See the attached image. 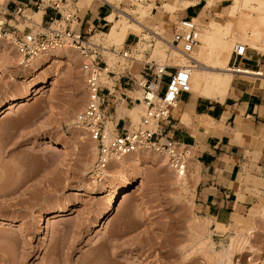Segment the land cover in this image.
<instances>
[{"label": "rangeland", "instance_id": "rangeland-1", "mask_svg": "<svg viewBox=\"0 0 264 264\" xmlns=\"http://www.w3.org/2000/svg\"><path fill=\"white\" fill-rule=\"evenodd\" d=\"M44 1L46 4L47 0ZM109 1L117 7L115 15L120 10L137 15L131 10L137 9L139 4L149 6L145 1ZM84 3L85 0H81V4ZM12 4L14 6V3ZM76 5L80 6L78 2ZM228 5L221 15L224 20L228 22L230 20L231 27H235L236 16H231L227 11ZM25 8L29 20L17 19L14 24L19 29H38L29 23L34 19L37 5L27 3ZM207 9L204 7V10ZM203 14L206 18V11H203ZM172 15L166 13L163 19L173 20ZM216 17L215 13L214 17L209 16L208 20H215ZM148 21V18L143 20L151 29L152 24L150 25ZM150 21L159 24L154 18ZM108 27L109 25L100 31H106ZM100 31L92 32L90 41L101 47L99 52L110 65L109 70L112 71L110 77H107L105 72H102L100 77L103 85L110 87L115 85L114 79L119 74L130 71L132 58L122 57L121 53L125 51L123 45L117 47L107 45L103 35H94ZM154 31H162L160 36L164 41L171 38L168 23L162 26L159 24L158 29ZM236 31L237 29L233 32ZM144 32H147V38L143 40L145 43H135L130 52L132 56H136L135 54L141 50L139 45H142L143 62L153 61L169 65L171 68L172 65L181 66L177 64L178 61H173L172 47L165 46L166 58L163 61L151 56L152 47L159 35ZM233 32L231 31L232 34ZM248 34H253L251 28ZM232 42L231 51L234 47V41ZM248 44L246 42L245 45L254 50ZM3 45L13 50H10V54L13 55L8 58L9 66L18 69L20 75L29 74L32 69L23 71L26 62L21 59L14 47L6 43ZM3 45L0 44V47L3 48ZM195 47L191 51L192 54L198 49L197 45ZM42 56L44 58L45 54ZM48 57H51V61L33 80L31 95L24 103L11 109L7 108L8 101L12 99V94L18 93L19 86L16 87L5 73H0V103L6 104L0 111V215L23 223L28 228L27 231L19 232L16 226L0 224V264H264V221L258 219L259 209L264 205L263 178H252L248 182L250 188L246 190H251L255 196L251 208L239 214L235 213L237 217L232 216L229 223L217 225L210 216L202 215L195 205L194 193L198 178L191 152L186 165V180L190 181L188 185L191 184V189L188 190L191 196L188 191L184 195L176 186L170 184L172 174L160 163V156L152 150L134 154L132 158L137 157L140 160L138 165L134 164L131 158L126 161V166H120L118 169L116 165H110V160L106 168L116 174V178L104 175L101 178L95 177L92 172L96 156L92 151V147L96 145L95 141L84 127L83 129L75 127L81 124L78 119L86 102L85 59L72 48L56 49L50 52ZM231 62L230 55V65ZM263 67L264 60L259 69ZM140 68L134 75L138 76ZM195 72L197 71L192 67L191 78ZM43 77L48 81L41 92L35 94L38 87L34 88ZM116 84L118 85L117 82ZM165 84L166 79L161 90L165 88ZM121 91L115 88L113 92L118 99L113 103L107 101L103 103V106H106L105 120L110 128L122 125V122L113 124L111 121L114 119L115 108L118 118H127L124 124H127L128 120L135 124L143 113L142 104L141 110H136L133 114L127 112L129 116H121L118 113L120 106L124 105L128 109L140 106L136 104L139 103L138 100L127 104L126 96ZM125 92L133 97L142 96L139 89ZM121 98L122 105L119 104ZM57 134L73 138L75 144L67 149V152L60 146L48 147L44 137L51 138ZM127 181L130 184H139L141 192L119 202L108 222L96 226L98 216L105 207V198L100 196L106 192L110 193L115 186L123 188ZM139 196L146 200L145 204H137ZM62 206L65 209L60 215L51 218L50 221L46 220V214L55 212ZM43 218L44 223L40 225ZM255 219V231L246 241L239 242L240 246L238 243L235 244L228 263L212 253L208 247L209 243H202L209 235L213 249L219 250L236 234L237 224L251 226ZM198 222L200 226L196 227L195 231L192 226ZM40 227L42 231H39ZM200 227L203 228L202 231L199 230ZM197 229L200 231L199 235ZM207 230L210 232L208 235Z\"/></svg>", "mask_w": 264, "mask_h": 264}, {"label": "crops", "instance_id": "crops-1", "mask_svg": "<svg viewBox=\"0 0 264 264\" xmlns=\"http://www.w3.org/2000/svg\"><path fill=\"white\" fill-rule=\"evenodd\" d=\"M67 1L66 7L73 9L77 27L88 32L89 35L108 26L110 22L106 19V15L115 9L113 4L102 0H88L84 4H81V0ZM166 1L169 0L145 1L150 4L148 7L151 8L150 14L146 15L145 19L148 18L152 29H158L159 24L162 26L164 23H168L171 32L179 20L195 18L198 26L201 25L202 31L209 16L214 17L216 11L222 12L230 3V0H218L215 9L207 10H204L206 0H198L188 6H184L186 0H174L173 9L170 11L156 6L162 2L166 3ZM10 2L14 3V6ZM48 2L49 0H47ZM77 2L79 7L76 5ZM27 3L37 5L38 8L42 7V22L48 16L58 15L52 8L45 7L47 3L45 4L44 0L42 2L40 0H6L5 6L14 8L22 5L26 9ZM203 11H206V18ZM166 13L173 14V20H164L163 16ZM152 18L159 24L152 23L150 21ZM156 32L162 33V31ZM139 38L140 35L137 33H128L124 44H121L123 49H131L135 43H139ZM156 42L152 47L151 56L163 61L166 58L165 48L162 50L160 47L156 48ZM129 55L132 57V54ZM142 57H144L143 52L140 55L141 65ZM263 60L264 52L247 47L244 56L236 64L238 63L237 65L243 68L257 70L261 67ZM125 75L127 73H121L114 79L116 86H111L113 90L104 85L105 90L106 87L110 89L107 102L118 99L113 92L115 88L122 90L121 93L126 96L127 104L128 97L138 98L125 92L138 91L136 86L126 87L124 85L123 76ZM233 75L236 77L232 76L224 95L217 99L196 93L195 95L189 91L182 92L177 105L170 109V121L166 129L169 136L185 145L192 153L198 177L194 193L195 205L202 215L206 214L222 224L229 223L235 213L239 214L251 208L255 196L251 190H246V188H250L248 182L252 178L264 179V77L241 73ZM135 77L138 76L135 75ZM122 103L121 98L119 104L122 105ZM136 108L138 107L128 109L122 105L119 107L118 113L124 117L128 114L127 112L133 114ZM184 112L189 114L187 123L181 119ZM113 118L111 119L113 124L122 122V125L127 119L118 118L116 108ZM204 121L206 123H203Z\"/></svg>", "mask_w": 264, "mask_h": 264}, {"label": "built area", "instance_id": "built-area-1", "mask_svg": "<svg viewBox=\"0 0 264 264\" xmlns=\"http://www.w3.org/2000/svg\"><path fill=\"white\" fill-rule=\"evenodd\" d=\"M65 3L67 0H49L45 7L52 8L58 15L48 16L36 30L19 29L14 24L15 20L25 18L22 5L9 8L0 4V44L13 46L25 62L59 48L75 49L85 59L86 102L78 120L96 143L93 175L97 178L103 177L102 171L112 157L142 148L163 152L172 169L180 174L186 172L190 150L169 136L166 129L170 121V109L177 105L180 94L187 91L193 59L173 68L153 61H144L137 78L127 70V75L123 76L124 85L136 86L142 94L140 98L128 97L127 102L138 100L144 106L143 113L135 124L130 120L124 124V121L123 125H116L112 131L107 132L106 106H103V103L107 101V96H110V89L106 87L105 90V84L103 85L100 77L102 72L109 77L112 71L107 70L106 62L99 52L101 47L90 41L88 32L77 27L73 9L66 7ZM10 20H13V23ZM199 28L193 18L179 20L171 31L169 46L181 54L190 56L199 43ZM246 48L245 44L234 45L231 51L232 65L244 56ZM125 51L130 54L131 49ZM123 53L124 51L121 54ZM124 57L131 58L129 55ZM164 77L166 84L161 90ZM110 102L113 103L111 100Z\"/></svg>", "mask_w": 264, "mask_h": 264}, {"label": "bare ground", "instance_id": "bare-ground-1", "mask_svg": "<svg viewBox=\"0 0 264 264\" xmlns=\"http://www.w3.org/2000/svg\"><path fill=\"white\" fill-rule=\"evenodd\" d=\"M102 1H106L107 3H110L109 0H102ZM135 1L136 2H144L146 0H135ZM197 1L198 0H186L184 6L191 5ZM217 1L218 0H206V4L204 7L208 8V9H211V8L215 9L214 7H215ZM5 2H6V0L3 2L0 1V4H2V6H4ZM173 3H174V0H169L168 2L166 1V3L162 2L156 6H159V7L163 8L164 10L169 9V11H170L171 9H173ZM149 6H150V4H149ZM114 8L117 9L116 6H114ZM25 11H26V9L23 11V15L26 18V20H29V18L27 17L28 14ZM113 11H111L108 15H106V19L110 22L108 29L106 31H100V32L94 33L95 36L96 35L98 36L100 34L103 35L104 41L107 45H113V46L116 45L115 47H117V45H121L124 42L128 33L139 34L140 35L139 43L143 44V43H145L143 40L147 38V32H144V31H152L153 33H156L159 35V38L156 40L157 41L156 42V48L160 47V50H162L163 48H165V45L169 46L168 41H164V38L162 36H160L161 35L160 33L155 32L154 31L155 29H152V28L150 29L143 22V20L145 19V16L150 14V12H151V8H149L148 5L144 6L143 4H139V7L137 9L131 10L132 13H137V15H130L129 13L121 11V10L119 11V13L117 15H115V13H114L115 11L114 12ZM227 11L231 14V16H234V17L236 16L235 17L236 18L235 19V25H236L235 27L236 28L232 26L234 30H232L230 20H229L230 23L228 21L224 20L222 15H221V12L216 11L215 13L217 14V17H216L217 19L207 20L205 22V24L203 25V26H205V28L202 31H199V44L197 45L198 49L194 54L190 53V56H186L184 54L179 53L174 48L171 49V51H173V55H174V56H172V57H174L173 61H176V62L178 61L179 63H177V64L183 65V63H185L186 61L189 62L188 58H192L193 61L195 62V63H193L192 66L195 68V71H197V72H195V74L192 78H191V74H190L189 83H188V86L186 87L187 91H189L191 93L201 94L204 96H209L213 99H217L218 97H222L224 95L227 87L229 86V84L232 80V76L234 73L249 74V75H256L259 77H264V67L261 69H257V70H251L248 68H243L239 65H235V64L230 65L229 64V58L231 55V42L232 41H234V45L246 44V42H247V44L249 43L248 45L250 47H252L254 49L261 50V52H264V0H230ZM42 13H43V9L37 8V11L35 12V15H34V19H31L29 21V23L31 25L38 27L41 23V20H42ZM32 18H33V15H32ZM221 19H223V20H221ZM11 21H13V20H10V22ZM250 28L253 31V34H251V35L248 34V30ZM236 29H237V31L233 32ZM231 31L233 32V34L231 33ZM230 33L232 35H230ZM95 36H94V38H95ZM90 38H91V35H90ZM3 44L4 43H2V45ZM232 44H233V42H232ZM3 46H4L3 48L0 47V73H5L14 82V85L16 87L19 86L18 93L12 94L11 95L12 99L10 101H8V104H7L8 107L7 108L11 109L17 105H20L21 103H24V101L28 99L29 95H31L33 80L40 73H42L45 65L51 61V57H48L50 55V52H46V53H44L45 54L44 58H43V56L31 58L29 61L26 62V64L24 63V68H22V69L24 72L27 69H32V71H30L29 74L20 75V73L18 74V69L11 68L9 66V63H8V61H9L8 58L12 57V55H13V54L12 55L10 54V52H11L10 50H12V49L9 48L8 46H5V45H3ZM139 47L141 50L138 51V53L135 54L136 56H134V57L133 56L131 57L127 51H124V53L121 54L123 58H125L124 55H126V56L129 55L132 58V61L130 64V72L133 74L137 73L140 66H141L140 55H141V51L143 49V46L139 45ZM169 47H171V46H169ZM59 49H63V48H59ZM67 50H68V48H67ZM109 51H111V50H109ZM111 52H113V51H111ZM16 56L19 57L18 55H16ZM40 57H42L41 58L42 60H40ZM176 62H175V64H176ZM106 65H107V70H108L110 65H108L107 61H106ZM47 81L48 80L45 77H43L39 80L38 84H36V86L34 88V89H36L38 87V89L35 90V94L41 92V90L45 87V84L47 83ZM111 89H112V87H111ZM138 104L141 107L136 108V110H141L143 108L142 103H138ZM4 105H6V104L0 103V111H2V108L4 107ZM181 119H182V121L187 123L189 121V114L184 112L181 116ZM202 119H203V117H202ZM205 121L203 123H206ZM209 122H210V120H209ZM78 125H76V126L74 125V126L78 127V128L81 127L83 129L84 125H81V124H78ZM84 130H85V127H84ZM112 130H113V127L112 128L108 127L106 120H105V131L108 132V131H112ZM44 142L47 143L48 147H50V148H52V147L55 148L57 146H60L66 152H67V149H69L72 145L75 144V141L73 140V138H71L69 136H60L58 134L51 137V138L44 137ZM150 150H152V149L142 148V149H137L136 151H133V152H129L127 154L116 155V156L112 157L110 159L111 162H110V160H109V162H110V165L111 164L116 165L119 169L120 166H126V161L131 159L135 153H141L140 151L147 153V151H150ZM92 151H93V154L95 155L96 145L92 147ZM152 151H155V150H152ZM155 153H157V155L160 156L159 157L160 163L162 165H164L168 169V171H170V173L172 174V176H171L172 180L170 181L172 183H170V184L176 186V188L179 189V191H182L184 195L187 194V191L189 190L190 185H191L190 183L188 185V182H190V181L186 180L187 179V177H186L187 173L183 172L182 174H180L177 171H175L174 169H172V167L169 164V161L167 159V156L163 152L155 151ZM65 155H66V153H65ZM139 161L140 160L137 157L132 158V162H134V164L138 165ZM193 162H194V160L192 161V163ZM102 172H103V175L105 177L116 178V174H114L112 171L107 170L106 167L103 169ZM130 173H132V172H130ZM196 181H197V179H196ZM140 192H141V186L139 184H130V182L127 181V185L124 186L123 188H121L119 186H115L110 193L106 192L105 194L100 196V198H105V207L103 208L102 212L98 216V223H96V226L104 225L106 222H108V220L112 216V214L115 211L117 204L119 202L126 201V200L130 199L134 194H138ZM189 195H190V192H189ZM145 203H146V200L142 196H139L137 198V204L143 205ZM64 209H65L64 206H62V207H59L58 210H56L55 212H50V213L46 214V216H45L46 220L50 221L51 218L60 215V213L62 211H64ZM233 216L237 217L236 214H234ZM44 218L40 222V225L44 223ZM258 219L264 221V205L261 206L259 209ZM236 221L238 222L239 218ZM199 222H198V224H195L196 223V220H195V223H194L195 225L192 226V228L195 231H196V227L199 228V226H200ZM215 223L217 225H223L222 223H219L216 221H215ZM0 224H7L9 226H16L17 227L16 230L19 232L27 231V229H28L25 224L16 222V221L9 219V218H6L3 215H0ZM201 224H203V223H201ZM236 226H238V227H236V228H238L237 229L238 231L236 232V234L234 236L230 237V242L226 246H222L221 249H219V250L213 249V244H212L210 237L208 235L210 233L209 230H207V232H206L208 237L204 241L201 239L203 244H206V242H207V244L209 243L208 247L210 248V250L212 251V253L214 255H217L218 257H220L221 259H223L227 263L230 260V254H231L232 250H234L233 248H234L235 244L236 243L239 244V242L243 243L244 240L246 241L248 239V237L251 235V233L253 231H255L256 219H255V223H253V225H251V226H243L240 224H237ZM203 228H204V226H203ZM202 229L200 227L199 230L202 231ZM42 230L43 229H41V227H40L39 231H42ZM199 230L197 231V235H199V232H200ZM194 237H195V235H194ZM202 243H201V245H202ZM239 246H240V244H239ZM235 248H237V247H235Z\"/></svg>", "mask_w": 264, "mask_h": 264}]
</instances>
